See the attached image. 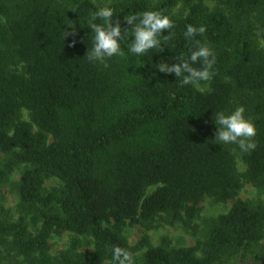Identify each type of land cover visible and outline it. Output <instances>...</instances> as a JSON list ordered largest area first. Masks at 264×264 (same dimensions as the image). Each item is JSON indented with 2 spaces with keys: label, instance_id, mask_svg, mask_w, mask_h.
Masks as SVG:
<instances>
[{
  "label": "trees",
  "instance_id": "1",
  "mask_svg": "<svg viewBox=\"0 0 264 264\" xmlns=\"http://www.w3.org/2000/svg\"><path fill=\"white\" fill-rule=\"evenodd\" d=\"M178 1L112 3L114 20L145 11L169 15L174 37L162 52L145 56L122 45L124 55L108 59L105 68L85 57L92 47L85 21L97 8L91 0H0V152L9 155L0 182L26 165L17 192L41 219L34 234L23 218L0 219V244L26 264H51L53 232L94 241L92 252L68 251L57 264H110L113 246L132 255L146 247L144 264H225L246 259L264 239V207L237 199L242 180L264 188V53L253 28L241 23L254 16L264 27V0H231L230 16L200 4L185 16L173 15ZM189 24L206 28L196 38L216 56L212 78L201 82L207 90L181 86L174 74L154 67L187 55ZM235 104L255 124L254 150L215 142V113H230ZM22 110L30 121L21 119ZM49 178L61 188L45 192ZM207 197L232 206L194 247H152L147 236L131 247L121 233L161 216L190 227Z\"/></svg>",
  "mask_w": 264,
  "mask_h": 264
},
{
  "label": "rangeland",
  "instance_id": "2",
  "mask_svg": "<svg viewBox=\"0 0 264 264\" xmlns=\"http://www.w3.org/2000/svg\"><path fill=\"white\" fill-rule=\"evenodd\" d=\"M97 6L111 5L116 0H91ZM151 4L158 0H148ZM200 4L207 12L222 11L227 15H231V0H179L172 14L177 16H185L189 13L191 5ZM122 29L126 24L124 19H120ZM244 28H253L255 39L264 53V27H260L256 22L254 16H249L241 21ZM197 88V87H196ZM209 88L207 83L200 84L199 90H207ZM238 105H234L233 110ZM21 119L30 121L29 113L25 110L21 111ZM236 161V167L239 173L244 174L246 166L240 158V154L232 150ZM8 154L0 152V165L7 161ZM27 168L26 165L16 166L6 179L0 182V219L8 222H16L19 218H23L27 224L30 232L34 234L41 226V219L39 211L35 207H28L21 203L17 185L20 176ZM61 183L54 178L46 179L44 182L45 192L61 188ZM152 189H148L150 193ZM237 199L248 202L252 206L264 207V188L252 186L245 180H242L241 189L238 193ZM232 201L217 202L212 198H205L199 205L200 211L195 219L192 220L190 227H186L181 222L170 224V219L161 216L156 219L150 226L141 225H126L122 230V235L127 240L129 246L135 247L138 242L147 236L149 246L155 247L158 245H167L169 248L194 247L198 242H204L212 229V225L219 216L226 214ZM73 242L76 246L73 247ZM94 249V241L90 236L75 235L68 232L55 233L53 232L48 240L47 256L51 260V264H57L60 257L68 251L83 253L92 252ZM145 248L133 253L134 264L143 263V253ZM198 256H202V249L197 252ZM38 258V256H35ZM14 262H21L26 264L21 257H15L9 249V246H2L0 244V263L11 264ZM225 264H264V239L253 247V251L246 259L242 260L232 258Z\"/></svg>",
  "mask_w": 264,
  "mask_h": 264
},
{
  "label": "clouds",
  "instance_id": "3",
  "mask_svg": "<svg viewBox=\"0 0 264 264\" xmlns=\"http://www.w3.org/2000/svg\"><path fill=\"white\" fill-rule=\"evenodd\" d=\"M114 15L111 6H97L85 21L86 26L91 29L92 37V47L88 48L85 56L90 63H102L107 68L108 59L124 55L122 45L125 44L129 54L136 56H145L154 49L162 52L165 45L174 37L172 31L174 22L169 15L161 11L126 15L124 23L132 27L130 31L124 28L123 34L121 22L118 19L114 20ZM165 30L169 31L168 35L163 34ZM205 31L204 26L186 25L183 36L190 44L187 55L174 56L173 61L178 60V63L161 61L154 67L161 73L174 74L176 82L181 86L192 85L199 88L201 82L209 81L214 74L216 56L207 42L196 38L202 36ZM214 123L217 127L215 142L218 141L220 145L235 144L242 152L256 148L254 137L257 130L251 118L245 116L243 106H237L230 113L223 111L215 113ZM111 253L110 264H134L132 254L120 246H113Z\"/></svg>",
  "mask_w": 264,
  "mask_h": 264
}]
</instances>
